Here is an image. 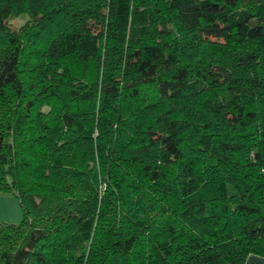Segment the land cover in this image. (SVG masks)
I'll return each instance as SVG.
<instances>
[{
	"label": "trees",
	"instance_id": "1",
	"mask_svg": "<svg viewBox=\"0 0 264 264\" xmlns=\"http://www.w3.org/2000/svg\"><path fill=\"white\" fill-rule=\"evenodd\" d=\"M0 192V264L264 256V0H0Z\"/></svg>",
	"mask_w": 264,
	"mask_h": 264
},
{
	"label": "rangeland",
	"instance_id": "2",
	"mask_svg": "<svg viewBox=\"0 0 264 264\" xmlns=\"http://www.w3.org/2000/svg\"><path fill=\"white\" fill-rule=\"evenodd\" d=\"M24 15L14 16L10 20L14 27L24 22ZM22 218L19 199L11 192H0V223L18 224Z\"/></svg>",
	"mask_w": 264,
	"mask_h": 264
},
{
	"label": "crops",
	"instance_id": "3",
	"mask_svg": "<svg viewBox=\"0 0 264 264\" xmlns=\"http://www.w3.org/2000/svg\"><path fill=\"white\" fill-rule=\"evenodd\" d=\"M243 264H264V256L259 254H249Z\"/></svg>",
	"mask_w": 264,
	"mask_h": 264
}]
</instances>
